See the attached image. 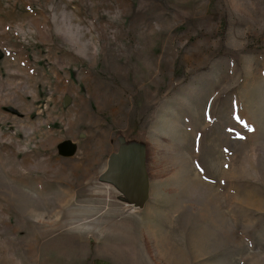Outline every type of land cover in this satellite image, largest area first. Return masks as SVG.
Listing matches in <instances>:
<instances>
[{
  "label": "rangeland",
  "instance_id": "rangeland-1",
  "mask_svg": "<svg viewBox=\"0 0 264 264\" xmlns=\"http://www.w3.org/2000/svg\"><path fill=\"white\" fill-rule=\"evenodd\" d=\"M0 264H264V0H0Z\"/></svg>",
  "mask_w": 264,
  "mask_h": 264
},
{
  "label": "water",
  "instance_id": "water-1",
  "mask_svg": "<svg viewBox=\"0 0 264 264\" xmlns=\"http://www.w3.org/2000/svg\"><path fill=\"white\" fill-rule=\"evenodd\" d=\"M68 102L69 97L64 95L62 104L67 105ZM117 145V150L108 154L99 179L113 185L127 204L134 208L141 207L149 196L144 144L118 135ZM56 147L61 155H70L75 151L74 143L68 139H62Z\"/></svg>",
  "mask_w": 264,
  "mask_h": 264
}]
</instances>
